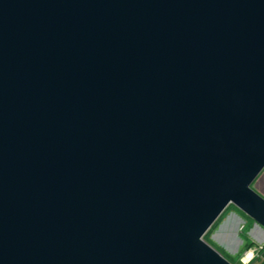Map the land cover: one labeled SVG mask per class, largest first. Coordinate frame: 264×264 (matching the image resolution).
<instances>
[{
	"label": "water",
	"instance_id": "95a60500",
	"mask_svg": "<svg viewBox=\"0 0 264 264\" xmlns=\"http://www.w3.org/2000/svg\"><path fill=\"white\" fill-rule=\"evenodd\" d=\"M263 172L264 0H0V264H233Z\"/></svg>",
	"mask_w": 264,
	"mask_h": 264
},
{
	"label": "crops",
	"instance_id": "0c3cea01",
	"mask_svg": "<svg viewBox=\"0 0 264 264\" xmlns=\"http://www.w3.org/2000/svg\"><path fill=\"white\" fill-rule=\"evenodd\" d=\"M261 177L259 184L254 188L264 196V172ZM247 217L243 212L231 210L219 223L211 241L216 248L233 260V264H264V229ZM245 226L247 239L241 234ZM247 241L252 245L246 249Z\"/></svg>",
	"mask_w": 264,
	"mask_h": 264
},
{
	"label": "rangeland",
	"instance_id": "374dc122",
	"mask_svg": "<svg viewBox=\"0 0 264 264\" xmlns=\"http://www.w3.org/2000/svg\"><path fill=\"white\" fill-rule=\"evenodd\" d=\"M254 187V186H253ZM237 210L238 212L240 211L238 208H236L233 204H230L228 207H227V209L224 211V213L222 214V216L217 220V222H216V225L208 232V233H205L204 234V236L202 237L203 238V240L204 241H206L207 243H211L210 245L211 246H213L215 249H218V248H216L215 246H214V244L212 243V241H211V238H212V235L215 233V231L217 230V227H218V225H219V223L223 220V218L225 217V215L227 214V213H229L231 210ZM241 212V211H240ZM248 218V217H247ZM250 219V218H249ZM250 222H251V220H249ZM246 232H247V227L245 226L244 228H243V230H242V232H241V234H242V236L243 235H247L246 234ZM245 248H246V243H245ZM247 249V248H246ZM219 250V249H218ZM219 252L227 259V260H229L231 263L233 262V260L232 259H230L229 257H227L223 252H221L220 250H219Z\"/></svg>",
	"mask_w": 264,
	"mask_h": 264
},
{
	"label": "trees",
	"instance_id": "16d2710c",
	"mask_svg": "<svg viewBox=\"0 0 264 264\" xmlns=\"http://www.w3.org/2000/svg\"><path fill=\"white\" fill-rule=\"evenodd\" d=\"M226 209H227V208H226ZM226 209H225V210H226ZM225 210H224V211H225ZM223 213H224V212H223ZM223 213H222V214H223ZM222 214L220 215V217L222 216ZM220 217H219V218H220ZM219 218H218V219H219ZM218 219H217V220H218ZM217 220L215 221V223L210 227V229H209L206 233H208V232H209V231H210V230L216 225ZM243 237H244V239H247L245 235H243ZM210 244H211V243H210ZM251 245H252V243L249 242V241H247V243H246V248L250 247Z\"/></svg>",
	"mask_w": 264,
	"mask_h": 264
}]
</instances>
